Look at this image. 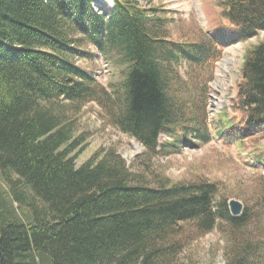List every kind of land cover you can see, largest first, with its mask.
I'll use <instances>...</instances> for the list:
<instances>
[{
    "label": "trees",
    "instance_id": "trees-1",
    "mask_svg": "<svg viewBox=\"0 0 264 264\" xmlns=\"http://www.w3.org/2000/svg\"><path fill=\"white\" fill-rule=\"evenodd\" d=\"M113 2L104 13L94 0H0V264H175L183 223L206 234L220 219L234 228L248 219L247 209L233 217L226 201L215 209L216 183L152 186L113 149H99L78 166L88 135L77 134L64 104L54 102L110 108L111 92L71 59L92 44L120 56L123 80L112 85L120 105L112 120L150 155L159 152L163 133L175 137L176 147L192 135L209 140L204 121V132L194 123L197 109L206 114L216 46L264 30V0H220L228 25L192 44L159 34L165 22L157 8ZM182 60L201 69L191 74L192 98L180 95ZM238 98L244 127L225 114L218 136L264 132V42L244 55ZM228 264L255 262L242 252Z\"/></svg>",
    "mask_w": 264,
    "mask_h": 264
},
{
    "label": "rangeland",
    "instance_id": "rangeland-1",
    "mask_svg": "<svg viewBox=\"0 0 264 264\" xmlns=\"http://www.w3.org/2000/svg\"><path fill=\"white\" fill-rule=\"evenodd\" d=\"M219 1L139 0L140 6L157 8V14L164 18L165 24L159 34L164 32L166 40L171 42L190 44L213 38V31L228 25L221 15ZM93 5L104 13H110L114 8L113 0H94ZM262 42L264 30L247 40L216 46L219 55L213 66V80L207 88L206 114L197 109L198 121L194 123L197 127L201 125L203 132L206 125L210 139L192 135L176 147L175 137L163 133L159 152L153 155L140 141L115 126L112 120L115 107L120 105L112 91V85L123 80L121 70L124 66L120 56L86 44L81 47L84 54L71 57L76 65L93 74L112 94L105 100L110 108L93 101L77 110L66 100L54 102L57 106L64 104L63 111L74 119L77 134L84 132L88 135L86 148L77 159L78 166L99 149H113L147 184L158 186L164 181L169 184L216 183L215 209L220 201L229 205L234 199L241 201L248 210V219L241 228H234L220 219L213 230L201 234L193 222L183 223L184 247L175 264H228L236 253L240 255L242 252L251 254L255 264H264V132L244 139L217 135L222 132L220 120L225 114L235 118L239 128L244 127L242 116L236 109L244 55ZM176 68L184 81L181 97L192 98L197 94V83L191 74H201V69L186 60L180 61ZM192 105L187 108L189 117H192ZM258 157L261 161L257 160ZM247 245L251 246L248 250L245 249Z\"/></svg>",
    "mask_w": 264,
    "mask_h": 264
},
{
    "label": "water",
    "instance_id": "water-1",
    "mask_svg": "<svg viewBox=\"0 0 264 264\" xmlns=\"http://www.w3.org/2000/svg\"><path fill=\"white\" fill-rule=\"evenodd\" d=\"M229 210L233 217H239L242 215L244 210V204L239 200H230L229 203Z\"/></svg>",
    "mask_w": 264,
    "mask_h": 264
}]
</instances>
